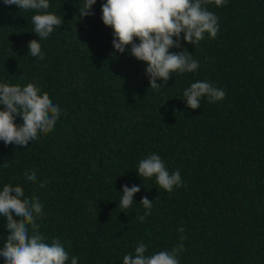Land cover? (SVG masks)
Listing matches in <instances>:
<instances>
[{
    "label": "trees",
    "instance_id": "trees-1",
    "mask_svg": "<svg viewBox=\"0 0 264 264\" xmlns=\"http://www.w3.org/2000/svg\"><path fill=\"white\" fill-rule=\"evenodd\" d=\"M103 3L81 18L83 0H49L44 11L63 23L39 41L41 59L28 54L40 39L37 11L0 0V83H33L60 109L54 129L27 147L0 141V190L19 185L24 198H39V233L49 244L59 239L66 264H123L140 243L147 256L183 244L179 264H264V0L203 5L218 18L217 36L195 45L181 33L170 52L191 53L199 67L158 79V90L131 45L114 48ZM197 81L225 98L189 108L183 92ZM152 154L170 174L180 171L182 186L168 192L155 176L140 177L139 162ZM33 170L35 183L24 175ZM124 185L140 188L127 209L119 207ZM144 197L152 208L141 222ZM6 224L0 215V249Z\"/></svg>",
    "mask_w": 264,
    "mask_h": 264
},
{
    "label": "clouds",
    "instance_id": "clouds-1",
    "mask_svg": "<svg viewBox=\"0 0 264 264\" xmlns=\"http://www.w3.org/2000/svg\"><path fill=\"white\" fill-rule=\"evenodd\" d=\"M213 0H106L102 4V20L114 30V48L124 53L131 45V54L139 61L145 62L146 73L150 78L151 89H159L160 79L167 83L173 72H195L199 62L191 53L170 52L173 47H180V37L189 44H197L204 39L205 33L212 38L219 31L218 18L203 5ZM224 0H214L221 6ZM6 5H16L21 10H36L38 14L31 17L34 32L40 38L29 42V53L33 57L44 58L40 40L47 39L61 26L63 20L57 15L44 11L50 7L49 0H4ZM96 0H83L79 15H92V6ZM174 37L176 39H174ZM136 39L139 43H136ZM40 89L33 83L24 87L0 83V141L7 145L16 144L27 147L30 141L38 139V134L51 132L60 116L58 105H54L48 93L40 95ZM184 100L191 109L201 106V98L209 102L220 101L226 93L209 82L197 81L183 92ZM21 116L23 123L17 125L15 119ZM142 178L155 176L159 188L171 192L174 186H182L180 171L169 173L158 154L142 159L136 169ZM28 181L35 183L37 176L33 170L24 174ZM41 187L44 184L41 183ZM140 192L138 186H123L119 207L127 209L133 204V197ZM24 189L17 185L6 184L0 190V215L7 218V236L5 245L0 249V256L5 264H66L69 256L58 238L49 244L39 233L37 218L44 215L43 206L38 197L24 198ZM141 204L148 211L144 216H137L141 222L150 215L152 202L144 197ZM14 217H19L17 221ZM31 227V235L29 234ZM183 233L184 229L179 228ZM186 239L181 236L180 240ZM183 251V244H178L171 251H159L151 256L145 255L146 246L140 243L135 254L123 257V264H179L178 255ZM71 264H78L73 257Z\"/></svg>",
    "mask_w": 264,
    "mask_h": 264
}]
</instances>
